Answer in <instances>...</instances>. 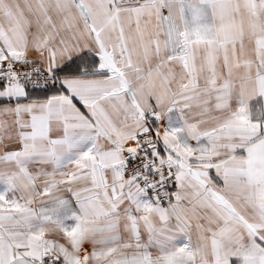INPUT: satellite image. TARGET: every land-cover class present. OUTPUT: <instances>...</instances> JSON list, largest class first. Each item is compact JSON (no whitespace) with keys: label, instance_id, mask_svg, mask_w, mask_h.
<instances>
[{"label":"snow or ice","instance_id":"obj_1","mask_svg":"<svg viewBox=\"0 0 264 264\" xmlns=\"http://www.w3.org/2000/svg\"><path fill=\"white\" fill-rule=\"evenodd\" d=\"M0 264H264V0H0Z\"/></svg>","mask_w":264,"mask_h":264}]
</instances>
